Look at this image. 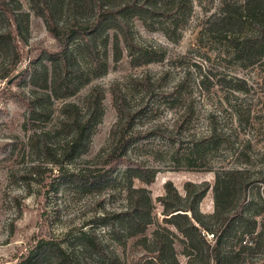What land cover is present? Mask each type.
Instances as JSON below:
<instances>
[{"label":"rangeland","instance_id":"1","mask_svg":"<svg viewBox=\"0 0 264 264\" xmlns=\"http://www.w3.org/2000/svg\"><path fill=\"white\" fill-rule=\"evenodd\" d=\"M191 1L192 10L176 43L167 40L159 29L147 30L138 16L128 18L134 43L153 58L162 56L161 61L134 66L136 61L121 41L119 49H115L116 39L120 38L110 30L96 39L97 49L107 61L106 71L65 99L81 107L92 88L99 87L104 92L101 123L88 152L74 162L91 170L107 169L99 158L118 121L112 89L118 88L125 96L129 111H139L132 128L139 139L127 155L133 162H142L156 171L149 186L133 181L134 187L149 191L153 204V224L144 237L151 240L158 226L170 230L180 264H185L180 237L162 221L157 201L164 195V184L172 183L184 197L186 182L212 185L215 174L222 169L248 170L253 178L264 173V64L248 66L238 58L239 44L253 34L250 29L217 22L223 3L239 5L244 0ZM12 2L14 8L27 14L28 29L20 35L26 43L19 44L20 62L7 79L3 76L12 68L13 56L10 48L0 44V264H18L36 240H61L66 232L89 230L103 211L117 212L127 206L123 166L114 170L111 181L93 191H75L66 185L51 187L58 171L33 151L29 140L34 129L51 132L57 126V109L62 101L51 99L49 118L37 125L26 122V111L20 102L34 91L43 92L32 86L30 77L34 70L45 68L49 77L50 63L45 52L56 51L57 44L48 35L31 0ZM66 3L56 0L59 18L63 17ZM6 29L0 15V35ZM75 53L82 69L88 72L90 62L83 49L77 48ZM208 136L214 138L213 142L204 140ZM259 188L260 201L264 203V187ZM250 194H256V189ZM213 203L210 189L199 211L211 215ZM261 221L260 216L258 223ZM94 230L105 249L117 258L114 264L137 263L139 252L132 251L133 239L119 243L111 239L107 229ZM91 262L107 264L104 260Z\"/></svg>","mask_w":264,"mask_h":264},{"label":"trees","instance_id":"2","mask_svg":"<svg viewBox=\"0 0 264 264\" xmlns=\"http://www.w3.org/2000/svg\"><path fill=\"white\" fill-rule=\"evenodd\" d=\"M31 1L36 5L37 15L48 35L56 41L57 49L45 52L50 63L49 77L48 68L34 70L30 77L32 86L43 92L34 91L19 102L26 111V122L34 125L49 118L48 102L51 99L62 103L57 109V126L51 132L34 129L30 146L57 169L51 187L66 185L75 191H93L111 181L114 170L123 166L127 206L117 212L103 211L89 230L80 228L76 232H66L61 240H36L18 264H91V260L114 264L117 258L105 249L94 230L97 228L107 229L111 239L119 243L133 239L132 251L139 252L135 264H180L170 230L158 226L151 240L144 237L153 224V204L149 191L134 187L133 181L149 186L154 182L156 171L142 162H133L127 155L139 139L132 132L139 111H129L125 96L118 88L112 89L118 121L113 124L108 146L99 158L107 169L91 170L76 166L74 162L88 152L91 138L101 123L104 92L99 87L92 88L81 107L67 103L65 99L106 71L107 61L97 49L96 39L113 30L115 38H120L116 39L115 49H119L121 41L136 61L134 66L159 62L162 56L153 58L150 52L134 43L128 18L138 16L147 30L159 29L167 40L176 43L189 18L192 1L66 0L62 18L58 17L56 0ZM12 4V0H0V15L7 25L4 34L0 35V44L10 48L13 56L12 68L4 79L20 62L19 44H26L20 35L28 29L27 14ZM219 11V24L247 27L253 32L251 38L239 44L238 58L248 66L264 64V0H244L239 5L226 2ZM77 48H82L89 59L88 72L76 60ZM213 139L212 136L204 138L206 142H213ZM22 179L25 180V176ZM260 186L264 187V173L253 178L248 170L242 169L218 171L212 185L186 182L184 197L172 183L164 184V195L157 198L162 208V221L173 227L180 237L185 264H264V203L260 201ZM253 188L256 194H250ZM210 189L214 211L205 215L199 211V204ZM260 216L262 221L258 223Z\"/></svg>","mask_w":264,"mask_h":264}]
</instances>
